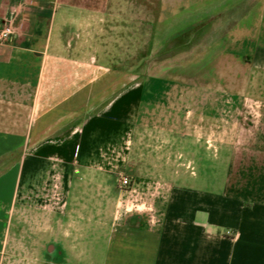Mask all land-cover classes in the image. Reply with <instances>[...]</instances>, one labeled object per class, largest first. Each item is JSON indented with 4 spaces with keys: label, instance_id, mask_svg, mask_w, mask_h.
I'll return each instance as SVG.
<instances>
[{
    "label": "crops",
    "instance_id": "crops-1",
    "mask_svg": "<svg viewBox=\"0 0 264 264\" xmlns=\"http://www.w3.org/2000/svg\"><path fill=\"white\" fill-rule=\"evenodd\" d=\"M127 3L0 0V264H264V0H156L187 48L49 136L107 88L115 20L149 18Z\"/></svg>",
    "mask_w": 264,
    "mask_h": 264
},
{
    "label": "rangeland",
    "instance_id": "rangeland-1",
    "mask_svg": "<svg viewBox=\"0 0 264 264\" xmlns=\"http://www.w3.org/2000/svg\"><path fill=\"white\" fill-rule=\"evenodd\" d=\"M127 9L129 11H140L141 7L147 10L148 19H117L114 22L113 34L105 37L110 46L109 51L104 53V62L107 67L101 68L100 71L109 74V84H105L107 88L101 90L98 99L93 100L88 109L81 115H78L73 120H68L63 123L60 128L51 133L52 138H62L69 131V125L78 120L80 121L83 116L87 114L100 112L109 102L115 97L124 92L125 90L135 87L147 75H156L161 73L163 66L169 65L165 59L170 56L169 50L172 46L178 45L180 37H176L163 45L157 43L158 37L155 35V19L156 14V0H127ZM198 34L202 36L203 26H198ZM197 33V32H196ZM187 35V34H186ZM199 35H193L198 38ZM185 36V35H184ZM184 37L183 41H187ZM186 48H183L184 51ZM170 68V67H169ZM168 85L164 83L152 84L155 92H161ZM138 93V92H137Z\"/></svg>",
    "mask_w": 264,
    "mask_h": 264
},
{
    "label": "built area",
    "instance_id": "built-area-1",
    "mask_svg": "<svg viewBox=\"0 0 264 264\" xmlns=\"http://www.w3.org/2000/svg\"><path fill=\"white\" fill-rule=\"evenodd\" d=\"M15 33V18L5 19L0 26V44H7L13 34ZM120 186L123 189H128L131 187V180L122 176L120 179Z\"/></svg>",
    "mask_w": 264,
    "mask_h": 264
},
{
    "label": "trees",
    "instance_id": "trees-1",
    "mask_svg": "<svg viewBox=\"0 0 264 264\" xmlns=\"http://www.w3.org/2000/svg\"><path fill=\"white\" fill-rule=\"evenodd\" d=\"M195 31L198 33L199 29H196ZM193 33H194V31H192L188 34L186 33L187 35L186 34H183V36L181 35L180 40L177 43L178 45L172 46L171 49L169 47L166 48V50H169L168 52H170L169 56H172V55L178 53L183 48H187V46H188L187 41H189V39ZM187 36L189 39H186L187 41H183L184 37H187ZM11 163H12V160L10 157L5 156L2 159H0V174L5 172L7 170V168L11 165Z\"/></svg>",
    "mask_w": 264,
    "mask_h": 264
}]
</instances>
